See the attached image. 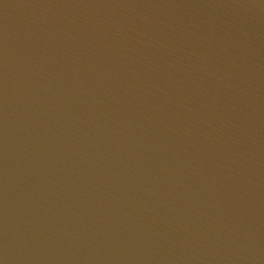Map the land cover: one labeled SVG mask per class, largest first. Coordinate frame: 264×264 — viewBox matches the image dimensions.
I'll use <instances>...</instances> for the list:
<instances>
[{"label":"water","instance_id":"1","mask_svg":"<svg viewBox=\"0 0 264 264\" xmlns=\"http://www.w3.org/2000/svg\"><path fill=\"white\" fill-rule=\"evenodd\" d=\"M0 264H264V0H0Z\"/></svg>","mask_w":264,"mask_h":264}]
</instances>
